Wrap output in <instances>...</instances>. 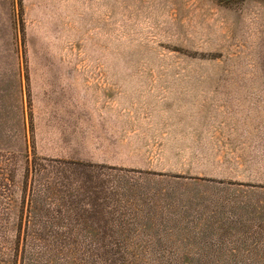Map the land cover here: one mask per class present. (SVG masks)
Segmentation results:
<instances>
[{
    "label": "rangeland",
    "instance_id": "1",
    "mask_svg": "<svg viewBox=\"0 0 264 264\" xmlns=\"http://www.w3.org/2000/svg\"><path fill=\"white\" fill-rule=\"evenodd\" d=\"M0 264H264V0H0Z\"/></svg>",
    "mask_w": 264,
    "mask_h": 264
}]
</instances>
